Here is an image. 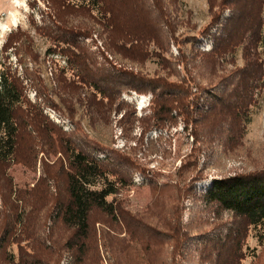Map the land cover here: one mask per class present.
<instances>
[{
	"label": "rangeland",
	"instance_id": "374dc122",
	"mask_svg": "<svg viewBox=\"0 0 264 264\" xmlns=\"http://www.w3.org/2000/svg\"><path fill=\"white\" fill-rule=\"evenodd\" d=\"M73 1L84 0H0V71L14 74L26 99L68 138L86 143L87 150L98 148L95 153L101 159L117 156L122 162L115 169L125 175L126 184L108 197L117 204V212L115 216L92 214V250L85 264H264V226L244 229L232 214L208 207L200 199L213 179L264 167V40L251 49L259 75L253 91L247 94L251 98L247 110L242 115L222 111L220 127L217 120L215 124L197 121L208 111L211 93L225 91L227 100L233 101L229 97L244 67L245 45L220 60L212 75H207L210 63L202 76L197 73L204 70H192L194 80L187 83L193 99L189 116L173 110L167 120L157 121L154 93L124 88L111 99L109 110H103L105 119L100 120L87 108L91 90L75 81V68L67 65L66 57L40 28L56 20V24L68 23L71 32L79 22L88 27L86 37L80 40L100 67L150 78L168 75L169 81H178L188 76L178 58L207 54L213 35L219 31L217 20L227 19L232 8L223 0H109L118 11L112 21L115 28L109 33L88 19L94 15L89 10L81 11L78 17L71 7H61ZM250 4L246 3L245 9H251ZM260 16L264 36V1ZM125 33L133 35L131 39L138 35L143 38L138 41L140 54H134L142 58L141 62L122 59L105 45L107 36L118 40ZM162 58L172 66L164 68ZM58 76L74 80L79 87L71 100L64 92L60 97L53 95ZM34 157L36 162L30 167L14 162L0 166V188H7L8 183L12 198L16 190L29 191L37 186L60 156L36 152ZM45 225L42 233L47 237L51 220ZM46 245H50L48 240ZM42 258L37 256L26 264H72L68 254L58 261ZM17 263L16 244L0 251V264Z\"/></svg>",
	"mask_w": 264,
	"mask_h": 264
},
{
	"label": "trees",
	"instance_id": "16d2710c",
	"mask_svg": "<svg viewBox=\"0 0 264 264\" xmlns=\"http://www.w3.org/2000/svg\"><path fill=\"white\" fill-rule=\"evenodd\" d=\"M263 1L223 0L222 3L227 2L229 9H232L227 19L217 20V25L220 26L218 33L213 35L212 48L205 55L195 53L188 57H179L178 59L184 62L183 67L188 71V76L179 78L178 81H169L168 75L150 78L132 71H120L104 65L100 67L93 53L88 51L80 40L82 36L86 37L84 32L88 27H82L79 22L73 26L75 31L71 32L68 23L56 24V20L48 22L39 30L51 40L57 51L66 57L67 65L71 69L75 68L76 71L72 72L75 81L89 87L91 100L87 102V108L99 115L100 120L105 119L103 110H109L111 99L124 88L136 92L152 91L157 121L167 120L173 110L180 115L189 116L193 99L189 97L187 83L194 80L192 70H204L197 73L202 76L210 63L207 75H212L213 69L217 65L220 66V60L227 59L237 47L245 45L244 67L240 69L233 86L234 93L229 97L233 101L227 100L225 91L222 94L211 93L209 109L201 114L200 116L204 117L197 121L201 124H215L217 120L216 124L220 127L222 111L242 115L247 110L251 101L247 94L253 91L254 84L258 81V65L254 63L255 55L251 49L258 42L261 45L264 40L259 27ZM248 2H251L249 10L245 9ZM115 6L116 4L109 0H84L82 3L69 2L61 7H71L78 17L81 11L89 10L94 15H89L88 19L93 20L102 30L111 33L115 28L113 18L118 15ZM218 17H215V20ZM132 37L134 36L128 33L118 40L107 36L105 45L110 52L120 55L122 59L141 62L142 58L135 57L134 54H140L138 41L141 42L143 38L139 35L135 36V39H131ZM188 58L190 60H187ZM160 62L163 66L165 64L164 68L172 66V63L164 58ZM55 79L53 95L58 97L64 92L70 100L72 95L75 97L79 87L74 80L62 76ZM48 105L50 106L49 103ZM244 117L246 118V115ZM237 121L231 123V126L237 124ZM238 127L242 129L240 123ZM217 134H220V128ZM87 146L84 142H75L68 138L37 105L30 103L14 74L8 70L0 71V166L7 167L14 162L30 167L36 162V152L43 156H60L53 162L51 169L45 171V178L40 179L33 189L16 190L12 198V188L8 183L7 188H0V251H4L10 244H16L17 264H26L37 256L49 262L58 261L63 254L70 255L72 264H85L90 261L92 214L100 212L106 216H115L117 204L109 201L108 197L115 196L126 181L125 175L115 169L117 164H122L119 157L101 159L95 153L98 148L87 150ZM41 162L48 165L43 159ZM2 177L3 170L0 169V181ZM36 188L40 189V193ZM180 192L178 191L177 196ZM200 199L208 207L215 206L232 214L244 229L264 226V167L245 174L213 179ZM47 219L51 220V225L48 227L50 233L45 237L42 229L46 226ZM47 240L50 245H46ZM22 242L27 244L23 246ZM238 262L228 261L226 264Z\"/></svg>",
	"mask_w": 264,
	"mask_h": 264
}]
</instances>
